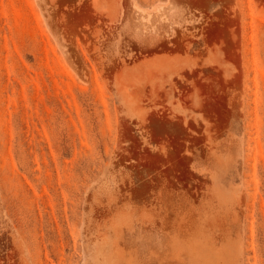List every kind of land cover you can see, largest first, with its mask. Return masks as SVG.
Segmentation results:
<instances>
[{"label": "rangeland", "instance_id": "obj_1", "mask_svg": "<svg viewBox=\"0 0 264 264\" xmlns=\"http://www.w3.org/2000/svg\"><path fill=\"white\" fill-rule=\"evenodd\" d=\"M0 264H264V0H0Z\"/></svg>", "mask_w": 264, "mask_h": 264}]
</instances>
